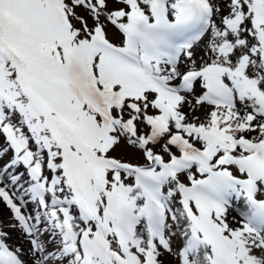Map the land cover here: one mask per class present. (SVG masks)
<instances>
[{"label": "snow or ice", "instance_id": "6c2138e0", "mask_svg": "<svg viewBox=\"0 0 264 264\" xmlns=\"http://www.w3.org/2000/svg\"><path fill=\"white\" fill-rule=\"evenodd\" d=\"M0 264H264V0H0Z\"/></svg>", "mask_w": 264, "mask_h": 264}, {"label": "rangeland", "instance_id": "374dc122", "mask_svg": "<svg viewBox=\"0 0 264 264\" xmlns=\"http://www.w3.org/2000/svg\"><path fill=\"white\" fill-rule=\"evenodd\" d=\"M9 243H12V241H10Z\"/></svg>", "mask_w": 264, "mask_h": 264}, {"label": "bare ground", "instance_id": "6f19581e", "mask_svg": "<svg viewBox=\"0 0 264 264\" xmlns=\"http://www.w3.org/2000/svg\"><path fill=\"white\" fill-rule=\"evenodd\" d=\"M233 215H235V213H233Z\"/></svg>", "mask_w": 264, "mask_h": 264}]
</instances>
